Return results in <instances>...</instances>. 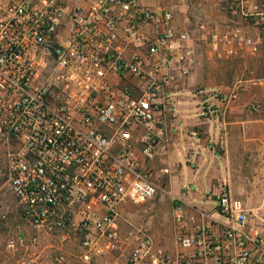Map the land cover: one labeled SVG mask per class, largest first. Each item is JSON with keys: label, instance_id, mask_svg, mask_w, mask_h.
<instances>
[{"label": "built area", "instance_id": "built-area-1", "mask_svg": "<svg viewBox=\"0 0 264 264\" xmlns=\"http://www.w3.org/2000/svg\"><path fill=\"white\" fill-rule=\"evenodd\" d=\"M216 1L261 18L264 31V0ZM178 24L172 9L141 0H0V163L29 229L6 244L24 248L18 264H41L45 239L75 240L80 264L110 255L124 264H264V233L224 185L207 209L174 203L176 254L125 215L157 193L150 166L170 143L168 90L198 65L201 50ZM197 29L212 60L259 43L239 26Z\"/></svg>", "mask_w": 264, "mask_h": 264}, {"label": "crops", "instance_id": "crops-1", "mask_svg": "<svg viewBox=\"0 0 264 264\" xmlns=\"http://www.w3.org/2000/svg\"><path fill=\"white\" fill-rule=\"evenodd\" d=\"M165 1L141 0L143 4L154 7H166L163 5ZM250 1L253 2V0ZM177 3L178 5L169 8L173 10L179 27L191 32L193 36L191 45L197 51L203 48L202 37L197 31L199 23L205 22L220 28L242 27L246 34L259 43L254 49H245L238 57L229 59L226 69L230 73L244 75L246 80L255 79L254 75L264 74V31L258 26V20L261 18H245L216 0H177ZM219 5L223 7L224 12H219L217 9ZM175 9L188 12L192 19L200 20L197 22L191 20L187 23L186 20L179 18ZM195 32H197L196 36ZM202 52L205 53L204 56ZM195 57L198 65L193 68L192 73L182 79L177 86L168 90V95L173 102L172 114L167 120V136L170 143L164 155L156 158L151 164V179L157 191L163 188L167 191L170 200L176 204H182L191 213L195 207L209 208L212 205L211 200L214 199L213 194L222 185L230 191L232 196L236 180L234 175L238 166V189L241 198L239 200L244 203L249 213L250 224L262 231L258 222L259 216L255 215L254 209L250 207H260L264 200L260 202L258 200L259 203L252 200L248 194L250 188L246 185L244 176L264 175V118L260 115L254 118L248 117L245 105L239 103L233 104L227 110L223 109L224 112L220 115L225 117L220 123L215 118L206 119V115L211 110L222 111L218 98L212 91L211 74L203 72L204 69H202L203 64L206 65L205 69L211 70L215 63L205 50L196 53ZM197 57H202L201 61ZM252 75L254 77H249ZM259 81L262 82V80ZM213 106L215 108H211ZM207 122L212 124L208 126ZM218 128L222 129L220 136L223 144L222 153L217 152L216 149L210 150L209 146L211 142L218 139ZM202 131L206 134L203 138L198 135L202 134ZM171 233L172 241H169L167 237L164 242L154 243L158 248L170 254H176L180 250L174 243L173 232ZM255 254H257L256 251Z\"/></svg>", "mask_w": 264, "mask_h": 264}, {"label": "rangeland", "instance_id": "rangeland-1", "mask_svg": "<svg viewBox=\"0 0 264 264\" xmlns=\"http://www.w3.org/2000/svg\"><path fill=\"white\" fill-rule=\"evenodd\" d=\"M178 5L177 0H166L163 2V5L166 7H171ZM219 12H224L225 10L221 5L217 6ZM179 18L182 20L193 21L189 13L178 11ZM200 20H195L196 22ZM195 21L193 25L195 24ZM202 21V20H201ZM200 21V22H201ZM188 23V22H187ZM211 25L209 24V27ZM212 27V26H211ZM206 51V49H203ZM202 51V48H201ZM202 55L204 56L205 53ZM202 57H197L201 61ZM212 60V59H211ZM204 61V59H203ZM213 67L211 70L205 69L206 65L203 66V72L205 71L211 74V82L213 84L212 91L215 96L221 97L223 94H228L229 90L233 86H240L242 90L240 91L238 98L235 101L230 102L226 107H222L221 112H216L211 110L210 113L206 115V119L212 120L215 118L218 123L221 122V119L225 116H222L224 111L223 109H229L233 104H243L245 105V112L248 117L254 118L259 115L264 118V74L252 75L246 80L244 75L228 72L227 63L229 59L226 60H214ZM259 80H262L260 83ZM211 106V105H210ZM211 108H215L214 106ZM212 123H206L209 126ZM197 129V128H196ZM202 138L206 135L202 131V134H198ZM222 129L218 128V139L215 142H211L209 146L211 149H216L217 152H223L222 144ZM237 155V152L235 153ZM239 167H236V177L234 184V191H232V196L235 199H239V178H238ZM246 179V185L250 188L248 194L251 196L252 200L259 203L264 200V175L256 174H247L244 176ZM222 182V181H221ZM164 187V184H162ZM241 199V198H240ZM259 200V202H258ZM172 200H170L167 191H164L163 188L157 191V194L153 199L147 201L143 207L136 208L130 214H125L128 220L136 227H144L154 242L160 241L164 242L167 237L169 241H172V209L174 206ZM251 209H254V214L258 215V222L260 223V229L264 233V201L260 207L252 206ZM254 215V217H255ZM0 216L5 217V223L3 226L0 225V264H18L26 256L24 248L19 246L15 250L8 249L6 244L8 240H15L17 234L26 233L29 234V229L25 228V224L20 217L17 204L15 199L11 195L8 189L7 184V175L3 165L0 163ZM36 250L40 253V258L42 260L41 264H56L54 262V257L61 253L65 258L64 264H80L79 256L81 254L79 245L75 240H71L67 243L60 244L59 241L55 239H45L41 240L36 246ZM93 264H124L123 258H119L116 255L103 256V257H94Z\"/></svg>", "mask_w": 264, "mask_h": 264}]
</instances>
